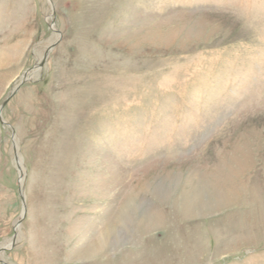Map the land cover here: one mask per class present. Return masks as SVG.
Here are the masks:
<instances>
[{
    "label": "rangeland",
    "instance_id": "374dc122",
    "mask_svg": "<svg viewBox=\"0 0 264 264\" xmlns=\"http://www.w3.org/2000/svg\"><path fill=\"white\" fill-rule=\"evenodd\" d=\"M11 96L0 264H264V0H0Z\"/></svg>",
    "mask_w": 264,
    "mask_h": 264
},
{
    "label": "bare ground",
    "instance_id": "6f19581e",
    "mask_svg": "<svg viewBox=\"0 0 264 264\" xmlns=\"http://www.w3.org/2000/svg\"><path fill=\"white\" fill-rule=\"evenodd\" d=\"M37 70L38 69H36V70L33 71L34 74L37 72ZM32 75L33 74H31V73L28 74V78H32ZM192 195L193 196L190 197L191 199H190V201L187 204H186V202L183 203L184 210L187 208V210L189 211L188 213H190L191 215H193V214L194 215H199V212H200L201 209L205 210V212H206L205 214L207 215L209 213H212V212L216 211L219 208H222L227 203H229V201L231 200L230 197L228 195H226L220 189L219 190L214 189L212 191L210 190L208 196L210 198H213V200H215V201H212L213 203H208V202H205L204 203L202 197H200L199 194L197 195V194L194 193ZM131 202H132V200H131ZM128 203H130V201L127 202V204H124V209H126V207L129 205ZM192 208H195V210L194 209L192 210ZM133 210H134V207H133ZM130 217H131V215H130ZM162 219L163 218L161 216L159 217V215H155L154 214L153 217L148 222H146L144 224L142 223L141 227L142 226L143 227L141 228V231L142 230L145 231L146 229H149L150 227L158 226L159 224H161ZM147 223H150L151 226H148ZM114 232H115L114 228H112V227L111 228H108V229H106V232H105L107 234H104L103 236H105V235L106 236L107 235H111ZM105 241H106L105 238L101 239L99 242L97 241V244L92 249H90L91 250V253L92 254H98V253L102 252L103 249L105 248V245L103 244V242H105Z\"/></svg>",
    "mask_w": 264,
    "mask_h": 264
},
{
    "label": "water",
    "instance_id": "95a60500",
    "mask_svg": "<svg viewBox=\"0 0 264 264\" xmlns=\"http://www.w3.org/2000/svg\"><path fill=\"white\" fill-rule=\"evenodd\" d=\"M56 45V44H55ZM55 45H53L51 48H50V50H52L54 47H55ZM49 50V51H50ZM48 53L49 52H47L46 53V55H45V57H44V59L41 61V63L40 64H38L36 67H35V69H41V68H43V66L45 65V61H46V59L48 58ZM32 70H30V71H28L27 73H25V75L23 76V80H22V82L20 83V85L18 86V88L14 91V93L12 94V95H14L18 90H19V88L25 83V82H27L29 79H28V77H27V74L29 73V72H31ZM12 98V96L10 97V98H8V100L5 102V104H3V106H1V108H0V122L3 124V125H6L7 123L2 119V110L4 109V107L6 106V104L10 101V99ZM16 161L18 162V157L16 156Z\"/></svg>",
    "mask_w": 264,
    "mask_h": 264
}]
</instances>
